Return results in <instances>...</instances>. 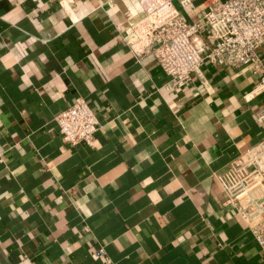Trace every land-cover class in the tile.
Returning <instances> with one entry per match:
<instances>
[{
	"label": "crops",
	"instance_id": "obj_1",
	"mask_svg": "<svg viewBox=\"0 0 264 264\" xmlns=\"http://www.w3.org/2000/svg\"><path fill=\"white\" fill-rule=\"evenodd\" d=\"M216 1L173 3L194 22ZM142 14L0 0V264H264L217 177L263 135L264 42L259 68L205 60L179 83L133 51ZM78 96L90 143L55 119Z\"/></svg>",
	"mask_w": 264,
	"mask_h": 264
},
{
	"label": "built area",
	"instance_id": "obj_2",
	"mask_svg": "<svg viewBox=\"0 0 264 264\" xmlns=\"http://www.w3.org/2000/svg\"><path fill=\"white\" fill-rule=\"evenodd\" d=\"M143 14L134 24L136 39L130 44L139 55L151 52L161 68L183 83L203 61L217 64L262 66L257 51L264 42V0H220L203 14L204 21L188 22L173 0H137ZM208 32L203 34L205 23ZM259 84L264 87V72ZM55 119L62 138L90 143L97 119L84 98L78 96ZM261 139L240 152L218 180L257 241L264 245V105L257 113ZM102 255V249H98Z\"/></svg>",
	"mask_w": 264,
	"mask_h": 264
}]
</instances>
